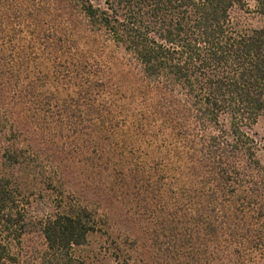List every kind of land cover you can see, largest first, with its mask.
Listing matches in <instances>:
<instances>
[{"label":"trees","instance_id":"trees-1","mask_svg":"<svg viewBox=\"0 0 264 264\" xmlns=\"http://www.w3.org/2000/svg\"><path fill=\"white\" fill-rule=\"evenodd\" d=\"M250 1L0 0L27 80L7 95L23 121L2 99L0 113L25 134L86 130L106 195H154L197 264H264V165L249 133L264 117V0ZM252 13L260 26L242 29ZM26 142L5 148L0 264H88L77 251L102 231L99 209ZM47 187L56 202L34 216L28 192ZM35 236L41 247L26 246Z\"/></svg>","mask_w":264,"mask_h":264},{"label":"rangeland","instance_id":"rangeland-1","mask_svg":"<svg viewBox=\"0 0 264 264\" xmlns=\"http://www.w3.org/2000/svg\"><path fill=\"white\" fill-rule=\"evenodd\" d=\"M250 2L253 6V1ZM237 18L242 29L259 27L261 24L260 18L255 13L242 14ZM4 41H6L5 35L0 30V70L5 71L6 76L9 77L0 81V84L1 82L6 84L5 88L0 86V89L4 90V93L2 92L4 96L0 93L2 97L0 99L7 105L16 104L18 120L23 121L21 102L10 99L7 95L13 94L15 88L20 92L19 87L27 80L24 79V74L17 73L21 63L18 64L13 57L14 53L19 56L18 51L14 52L6 45L9 42L8 38V42ZM13 121L10 115L0 113V172H5L7 168L6 146L15 144V149L20 151V154H24L26 138L30 137L34 142H38L55 162L62 164L66 186L80 192L85 191L88 199L99 209L102 231L90 235L87 245L77 251L88 264H118V257L123 264H197L198 260L200 262V257L198 255L195 257L186 248V243L182 239V229L175 231L168 216L156 208L154 195L152 197L151 193H144L133 196L136 194L133 191L128 196L106 195L102 168L94 167V161L88 157L94 145L92 146L89 138L85 136L88 133L86 130L76 133V129L67 124L62 128L59 127L60 129L53 124V129L47 130V133L42 132L43 137H41L38 132L25 134L13 128ZM249 133L258 144L257 156L264 165V117L258 120ZM77 149L84 153L78 154ZM50 190L47 187V190L44 189L40 193L38 191L32 193L31 190L28 192L27 202L33 203L34 216H38L39 211L56 202ZM48 194L53 196L52 199H49ZM37 201L44 203L45 207L37 205ZM39 216L43 215L40 213ZM33 245L41 247L42 241L39 236L26 242V246Z\"/></svg>","mask_w":264,"mask_h":264}]
</instances>
